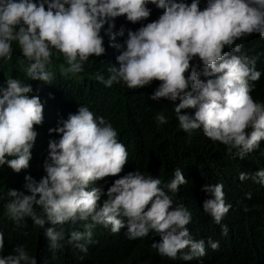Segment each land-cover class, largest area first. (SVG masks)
I'll return each instance as SVG.
<instances>
[{"label": "clouds", "instance_id": "clouds-1", "mask_svg": "<svg viewBox=\"0 0 264 264\" xmlns=\"http://www.w3.org/2000/svg\"><path fill=\"white\" fill-rule=\"evenodd\" d=\"M148 4L163 10L158 19L135 31L123 25L115 30L114 21L121 16L133 24L147 20L151 15ZM199 5L200 0L190 4L185 0H0V60L11 59L16 42L27 61L23 67L26 77L51 83L54 76L46 68L54 51L67 65H60L62 73L79 74L90 57L106 53L103 30L119 55L116 64L107 68V78L97 72L94 80L108 88L123 83L130 90L159 81L150 98L180 101L174 109L180 129L189 134L202 129L212 142L225 145L229 154L243 157L264 140V102L251 95L262 73L254 59L236 54L243 47L236 41L253 34L264 38V0H206L203 10ZM125 31L123 43H116ZM201 68L208 79L200 78ZM31 92V85L20 79L8 78L7 87L0 86V166L7 164L16 173L29 167L38 136L34 126L43 123V104L38 96L30 97ZM189 108L195 109L194 115L182 114L181 110ZM156 120L167 123L162 113ZM60 123L49 129L60 138L49 141L43 165L46 175L39 182L25 176L24 188L30 194L8 190L10 219L20 222L31 217L42 228L46 221L36 213L35 205L54 226L85 221L84 231L71 232L67 241L85 254L94 242L97 225L110 226L112 233L126 227L129 240L142 239L154 230L161 240L152 248L170 260L206 254L204 241L194 240L186 227L191 213L182 203L173 207V196L188 183L180 168L167 183L140 170L129 172L107 189L101 206L103 189L92 185L122 172L129 155L126 146L119 141L118 130L87 106L80 105ZM255 175L264 184V170ZM246 178L240 174L241 180ZM223 189L222 183L203 189L209 194L203 209L216 224L231 208ZM223 232L227 234L226 226ZM45 236L51 249L63 248L59 243L62 232L55 227L47 228ZM210 246L216 250L219 242H210ZM3 248L0 231V252ZM186 248L190 253L179 255ZM0 264L36 261L19 245L13 254L0 255Z\"/></svg>", "mask_w": 264, "mask_h": 264}, {"label": "trees", "instance_id": "trees-1", "mask_svg": "<svg viewBox=\"0 0 264 264\" xmlns=\"http://www.w3.org/2000/svg\"><path fill=\"white\" fill-rule=\"evenodd\" d=\"M185 2L190 4L191 0ZM205 6L206 0H200V9L203 10ZM148 7L151 15L147 20L133 24L121 16L114 21L115 30L118 31L123 25L126 30L135 31L158 19L163 13L155 5L148 4ZM101 35L104 37L106 53L100 57H90L83 66L84 71L75 74L78 78L70 77L58 69L46 68L53 73L51 83L29 80L23 71L27 61L16 42L12 44L11 59L0 60L1 85L7 87L8 78L20 79L31 85L32 92L28 95L38 96L43 104V123L34 126L38 136L31 149L29 167L16 173L7 164L0 166V196L4 197L0 200V231L4 233V248L0 255L6 257L13 254L17 246L23 245L35 258L36 264H264V184L259 183V177L255 175L264 170V140H261L259 148L243 157L235 152L229 154L225 145L212 142L203 135L202 129L189 134L179 128L174 113L179 100L170 102L150 98L159 81L130 90L123 83H114L108 88L94 80L97 72L107 78V68L116 64L119 55L118 49L110 46L109 37L103 30ZM126 37L127 31L125 36L117 37L116 43L122 44ZM236 43L243 45L242 52L236 54L254 59L256 69L262 73L251 95L255 100L264 102V38L253 34ZM224 51L229 49L225 48ZM59 62L64 64V59ZM200 71V78L208 79L203 76L202 68ZM80 105L89 107L96 117H104L109 121L118 130V139L129 154L120 174L108 176L92 185L103 189L104 194L98 204L102 206L107 199V189L114 181L129 172L140 170L167 183L174 170L180 168L188 183L181 185L179 192L173 196V207L182 203L191 213V222L186 227L194 240L204 241L206 254L203 257L170 260L161 257L157 249L152 248L153 243L161 240L154 230H150L142 239L129 240L126 227L118 233H112L110 226L105 228L102 225H97L93 230L94 242L88 245L85 254L67 243L71 232L84 231L85 221H68L54 226L47 221L42 209L35 205L36 213L43 215L46 221L42 228L34 225L31 217H25L20 222L9 218L6 205L11 198L7 196L8 190L16 189L30 194L24 188L25 176L31 175L39 182L46 175L43 165L49 155V141L60 138L58 133L50 134L49 129L62 126L60 122L66 120L70 113H76ZM181 111L182 114L194 115L195 109ZM159 113L165 116L167 123L160 124L156 120ZM241 173L246 174L247 178L241 180ZM218 183L224 185L226 202L231 204L220 224H216L203 209V202L209 198V194L203 190L204 186ZM249 193L251 198H248ZM225 226L226 235L223 232ZM49 227L62 232L63 240L59 243L63 248H50V241L45 236ZM210 242H219V248L213 250ZM189 253L190 249L186 248L179 255Z\"/></svg>", "mask_w": 264, "mask_h": 264}, {"label": "rangeland", "instance_id": "rangeland-1", "mask_svg": "<svg viewBox=\"0 0 264 264\" xmlns=\"http://www.w3.org/2000/svg\"><path fill=\"white\" fill-rule=\"evenodd\" d=\"M62 59H63V57H62L60 54L55 53V56H53V59H52V61L54 60V62L51 63L50 65H48V66H47V69H49V70H53V69H58V70H60V65L63 64V63L59 62V60L61 61ZM56 61H57V62H56ZM64 66L67 67L66 64H64ZM60 71H61V70H60ZM69 76H70V77H74V78H78V76L73 75V74H71V73H69ZM0 85H1V83H0ZM1 86H2V85H1Z\"/></svg>", "mask_w": 264, "mask_h": 264}]
</instances>
